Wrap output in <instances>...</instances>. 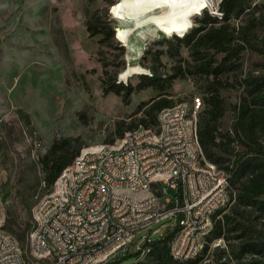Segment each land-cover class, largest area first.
Returning <instances> with one entry per match:
<instances>
[{
	"label": "rangeland",
	"instance_id": "rangeland-1",
	"mask_svg": "<svg viewBox=\"0 0 264 264\" xmlns=\"http://www.w3.org/2000/svg\"><path fill=\"white\" fill-rule=\"evenodd\" d=\"M118 1L0 0V201L6 223L25 232L23 247L31 263H47L31 255L27 236H31L36 224L39 201L53 189L43 183L38 185L43 176L41 158L53 140L69 137L80 150L116 140L123 142L130 132L127 126L139 125L140 119L146 117L147 102L165 94L174 105L188 104L194 116V99L201 97L205 104L213 80V76L200 70L190 47L180 44L177 36L192 32L197 19L204 18L207 11L221 16V0H150L133 8L119 6ZM251 1L257 12L264 10V0ZM194 6H198L195 12L188 11ZM91 15L103 25L104 31L97 35H91L87 28ZM121 17H126L130 25L135 18L136 25L123 26ZM246 17H233L231 24L239 28ZM120 27L128 41L118 35ZM256 33L262 37L264 27L260 26ZM210 52L215 56L214 65L225 55L214 49ZM179 64L187 74L168 85L166 76ZM240 64L236 71L219 76L225 84L220 87L226 106L221 120L223 131L232 127V106L246 94V77L251 103L264 100V88L262 93H249L250 82L257 77L264 79L263 54L248 46ZM153 71L162 76L161 86L138 88L141 74ZM121 82L134 87L131 94L109 90L110 84ZM122 129L126 133L121 137ZM237 148L242 146L238 144ZM54 186H59L58 181ZM236 188L232 185L233 190ZM234 204L235 200L219 217L228 214L230 228L241 220L251 229L253 240L264 243V218L258 217L260 212L249 206L248 217L243 219L233 211ZM172 223V218L153 223L138 235L141 238L150 234V240L122 251L108 264H152L151 242L172 231ZM0 227L4 228L3 223ZM156 229L159 230L154 232ZM241 232L226 231V237L208 242L207 252L182 264L263 263L264 255L248 252L238 257L244 241L235 236Z\"/></svg>",
	"mask_w": 264,
	"mask_h": 264
},
{
	"label": "built area",
	"instance_id": "built-area-1",
	"mask_svg": "<svg viewBox=\"0 0 264 264\" xmlns=\"http://www.w3.org/2000/svg\"><path fill=\"white\" fill-rule=\"evenodd\" d=\"M198 109L197 96L193 118H198ZM159 116L170 121V133L158 137L160 126H150L156 128L157 148L148 147V136L135 134L133 144L116 140L81 149L89 150V157L80 159V153L77 155L78 170L85 172V179H93V186L85 192L70 189V171L67 167L64 169L58 177L61 186H53L35 209L34 223L44 215H52V223L38 227L37 236H27L34 258L50 264H76L81 263V257L73 259V251L81 249V256L101 253L99 264H108L122 251L150 240V234L145 233L141 238L138 235L163 218L173 219V230L182 220H197V228L185 234L175 233L169 244L183 252H204L210 234L199 233V223L213 222L215 225L219 217L217 212L234 201L229 174L222 167L211 168L210 161H203V148L195 126L187 129L184 110L174 111L172 104L162 108ZM161 143H168V150H161ZM107 147H114V155H107ZM191 150H199V161L187 164ZM135 155L145 156L141 171L155 176V186L140 184V176L127 172L125 159L134 160ZM183 175H190V186H183ZM116 183L137 188V193L145 194V201H137V197H128L124 192L114 196ZM62 184H69V191L57 196V187ZM148 187H156L155 196H148ZM81 195H89L90 203H81ZM100 214H107V226L96 228V218ZM0 223H6L1 201ZM70 235L87 236V243H70ZM4 238L0 237V264H38L30 262L21 241L12 239L11 252H4ZM14 248L22 249L24 260L13 258Z\"/></svg>",
	"mask_w": 264,
	"mask_h": 264
},
{
	"label": "trees",
	"instance_id": "trees-1",
	"mask_svg": "<svg viewBox=\"0 0 264 264\" xmlns=\"http://www.w3.org/2000/svg\"><path fill=\"white\" fill-rule=\"evenodd\" d=\"M118 5L122 6L121 3ZM211 8L214 9L215 6ZM219 10L221 16L207 11L204 18L197 19L198 25L192 32L188 31L184 36H177L180 44L190 47V53L195 63H199L200 70L208 76H213L208 87V94L204 99L205 104L202 100L203 108L198 112L196 121L198 138L205 158L230 174L228 179L231 189L232 185H237L236 190L232 189L235 200L233 211L236 215L245 219L248 217L249 206H255L260 212L258 217L264 218V100L261 103L255 101L254 104L251 103L248 99V77H246L244 81L246 94L240 102L232 106L234 111L232 127L223 131L221 120L225 115L226 106L220 94V87L225 84L219 78L224 72L236 71L240 68L242 52L248 46L264 56V35L260 37L256 33L260 26L264 27V10L261 13L257 12L251 0H221ZM243 14H246L247 17L239 28L231 24L233 17L239 18ZM95 18V15H91L87 20V28L91 35H97L104 31L103 25L94 21ZM123 30L118 28L117 33L121 37H126L125 41H128L129 38ZM111 34H114V30H111ZM256 39L258 40L254 42ZM212 49L225 53L222 60L216 65H214L215 56L210 52ZM131 71L134 72V70ZM186 74V70L181 64L174 65L173 71L166 76L168 85H171L177 77H184ZM141 78V82L138 84L140 89L148 86L160 87L163 79L156 71L143 73ZM250 87L251 95L262 93L264 79L255 78L250 82ZM109 90L116 93L125 91V93L131 94L134 87L121 82L110 84ZM172 104L173 100L168 94L160 95L147 102L146 117L140 119L139 125H128V131L138 127L155 128L150 126H157L159 111ZM119 133L122 137L126 130L122 129ZM238 144L242 146L241 149L237 148ZM80 152V148L75 146L69 137L55 138L48 152L41 158L43 176L39 179L38 185L43 183L46 188L51 190L57 184L58 177L64 169L73 163ZM225 208L219 210L216 215H222ZM229 225L228 214H225L224 218H217L215 225L213 223V227L208 232L210 234L208 242L218 237H226V231L241 230L242 232L235 236L244 241L238 257H243L248 252L264 255V243L253 240L251 229H248L247 225L241 220L234 227L230 228ZM3 227L15 235L24 246L26 242L24 231H18L7 223H3ZM177 230L176 226V230L174 229L162 238L151 242L152 248L149 254L153 260L152 264H182L192 261H180L173 256L169 243ZM208 249L209 243L206 244L204 252H207ZM244 264H264V262L253 260Z\"/></svg>",
	"mask_w": 264,
	"mask_h": 264
},
{
	"label": "bare ground",
	"instance_id": "bare-ground-1",
	"mask_svg": "<svg viewBox=\"0 0 264 264\" xmlns=\"http://www.w3.org/2000/svg\"><path fill=\"white\" fill-rule=\"evenodd\" d=\"M151 2V1H150ZM154 2V0H153ZM146 3V2H145ZM199 6V5H198ZM198 6L190 8L188 11L191 13L195 12ZM133 16V15H132ZM120 17V16H119ZM134 17V16H133ZM124 22L123 26L133 27L136 25V19L134 18L133 25H130V22L126 21V17H121ZM128 19V18H127ZM121 28V27H120ZM134 65V64H132ZM134 69V67H131ZM128 73V72H127ZM126 73V74H127ZM199 106L202 103V98L198 97ZM197 105V97L194 99V107ZM185 107V108H184ZM184 116L187 120V129H194L197 132V119L193 118L190 106L186 103H178L174 105V111H183ZM158 137H165L170 133V121L165 118V116H159L158 114ZM140 134L141 136H148V147L157 148L156 140V128H146L138 127L134 130H131L123 138V142L126 144H133V135ZM161 150H168V143H161ZM107 155H114V147H107ZM89 157V150H83L80 153V159H87ZM203 161H209L203 155ZM199 161V150H191L187 156V164H194V162ZM211 168H218L219 166L210 161ZM145 165V156L135 155L134 160L125 159V167L127 172L131 173L133 176H140V184H147L148 186L156 185V178L154 175H149L148 171H141V167ZM67 171H70V189H77L78 192H85L90 189V186H93V179H85V172L83 170H78L77 157L71 165L67 167ZM59 186H61V179H58ZM183 186H190V175L182 176ZM64 191H69V184H62V187H58L57 196H64ZM124 192V195L128 197H137V201H145L144 193H137V188L135 187H126V183H116L113 186V195L121 196ZM141 194V195H139ZM156 195V187H148V196ZM81 203H90L89 195H81ZM52 223V215L40 216L37 220V223L34 226V229L31 232V236H37L38 227H47L48 224ZM107 226V214H100L96 218V228H103ZM213 227V222L199 223V233H208ZM178 230L176 234H185V231H190L197 228V220H182L181 224L177 226ZM0 237L4 238V252H11L12 248V239L14 241H19L15 236L10 232L0 227ZM70 243H87V236L80 235H70ZM202 250H189L188 252H183V250L178 249L177 247H172L173 256L180 260H191L196 258ZM81 263L76 264H99L101 261V253L90 252L85 253L81 256V249H74L73 259H80ZM13 258L15 260H24V253H22L21 248L13 249ZM46 264H50L47 262Z\"/></svg>",
	"mask_w": 264,
	"mask_h": 264
},
{
	"label": "water",
	"instance_id": "water-1",
	"mask_svg": "<svg viewBox=\"0 0 264 264\" xmlns=\"http://www.w3.org/2000/svg\"><path fill=\"white\" fill-rule=\"evenodd\" d=\"M146 1H150V0H119L118 4L121 3L122 6L126 8H133L136 7L137 5L143 4Z\"/></svg>",
	"mask_w": 264,
	"mask_h": 264
}]
</instances>
